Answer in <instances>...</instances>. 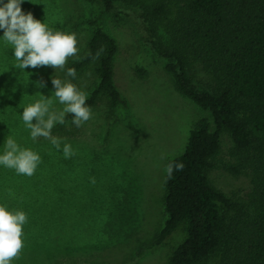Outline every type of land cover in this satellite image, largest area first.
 Returning <instances> with one entry per match:
<instances>
[{
  "label": "rangeland",
  "instance_id": "1",
  "mask_svg": "<svg viewBox=\"0 0 264 264\" xmlns=\"http://www.w3.org/2000/svg\"><path fill=\"white\" fill-rule=\"evenodd\" d=\"M156 1L160 0L132 2L143 7ZM166 1L171 11L156 24L159 36L168 41L169 18L178 5L175 0ZM5 2L0 0V4ZM95 7L85 0H23L24 13L31 12L53 31L75 34L77 56L69 57L63 70L51 66L20 69L0 30V154L11 137L41 157L30 177L0 165V188L12 194L9 200L15 206L38 205L42 207L38 219L57 223L52 233L42 235L38 256L34 245L29 246L27 264H166L185 240L187 222L162 244L146 249L167 218L165 166L184 151L191 129L210 113L178 90L166 69L168 60L148 50L140 26L129 17L117 19L111 12L104 13L105 29L118 43L115 82L129 100L132 115L128 117L120 107L107 139L111 117L107 94L90 109V119L81 127L72 120L54 125L51 134L61 140V150L43 137L33 141L22 119L23 108L37 101L50 100V112L63 110L52 77L73 83L86 97L99 83L103 46L99 58L77 70L75 78L66 76L67 68L88 51L92 27L86 20L99 10ZM137 65L148 71L146 77L137 73ZM193 72L210 87L221 86L203 64L195 62ZM64 144H70L75 153L70 158L63 155ZM257 152L253 146L238 148L228 129L221 132L214 166L206 173L212 186L234 206L221 205L223 248L200 264H250V236L258 213Z\"/></svg>",
  "mask_w": 264,
  "mask_h": 264
},
{
  "label": "trees",
  "instance_id": "2",
  "mask_svg": "<svg viewBox=\"0 0 264 264\" xmlns=\"http://www.w3.org/2000/svg\"><path fill=\"white\" fill-rule=\"evenodd\" d=\"M85 1L99 10L86 20L92 27L88 51L69 68H84L93 61L100 46L104 47L98 67L100 81L87 96L86 105L92 109L103 94L109 96L111 117L106 139L120 107L128 117L132 115L129 100L115 82L113 61L118 43L105 29V12L113 13L117 19L126 16L134 20L148 50L168 60L166 69L178 90L210 113L191 129L184 151L170 160L182 162L184 168L165 180L167 218L146 249L162 244L182 222H187V236L166 264H200L223 248L225 218L221 205L234 204L212 186L206 172L214 166L212 158L220 149L221 132L228 129L238 148L253 146L258 151V213L250 236V264H264V0H175L178 9L169 18L168 41L159 36L156 24L157 19L167 18L171 11L166 0L143 7L133 4L135 0ZM89 52L92 56L87 55ZM195 62L215 75L221 86L210 87L197 80ZM136 70L147 76L144 67L137 65ZM69 120L73 116L66 114L65 121ZM11 195L0 188V205L24 211L27 222L23 225L24 246L10 264H27L29 246L34 245L38 256L42 235L46 231L52 233L57 223L38 219L42 209L38 205L15 206L9 200Z\"/></svg>",
  "mask_w": 264,
  "mask_h": 264
},
{
  "label": "clouds",
  "instance_id": "3",
  "mask_svg": "<svg viewBox=\"0 0 264 264\" xmlns=\"http://www.w3.org/2000/svg\"><path fill=\"white\" fill-rule=\"evenodd\" d=\"M23 0H7L0 4V30H3L4 41L11 45L13 56L19 62L20 69H36L40 66H51L54 69L65 68L69 57L77 56V38L75 34L53 31L45 23L34 19L31 12L24 13L21 9ZM103 48L98 50L93 60L99 58ZM66 76L75 78V68H67ZM43 87L47 82L40 81ZM55 89L54 94L59 103L64 105L59 113L50 112L49 105L37 101L23 108L22 119L31 130L33 141L38 137L50 140L57 150H61V140L52 136L54 125L64 124L66 114L73 116L72 123L81 127L83 122L90 119L91 111L86 105V94L78 91L71 82H62L58 78H51ZM35 119V123L33 120ZM62 152L65 158H70L75 153L70 144H64ZM41 161L39 154L31 149L20 147L17 142L8 137L5 141L4 153L0 154V165L15 169L18 174L32 176ZM182 162L170 161L165 166L166 180L170 179L174 171H182ZM92 183H95L93 178ZM27 222L26 213L22 210H9L5 205H0V264H10L19 256L24 246L23 225Z\"/></svg>",
  "mask_w": 264,
  "mask_h": 264
}]
</instances>
